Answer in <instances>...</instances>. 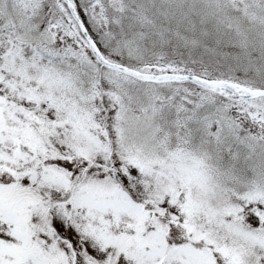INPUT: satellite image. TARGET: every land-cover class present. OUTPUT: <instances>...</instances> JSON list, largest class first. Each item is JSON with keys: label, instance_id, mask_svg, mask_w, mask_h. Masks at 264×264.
<instances>
[{"label": "snow or ice", "instance_id": "obj_1", "mask_svg": "<svg viewBox=\"0 0 264 264\" xmlns=\"http://www.w3.org/2000/svg\"><path fill=\"white\" fill-rule=\"evenodd\" d=\"M0 264H264V0H0Z\"/></svg>", "mask_w": 264, "mask_h": 264}]
</instances>
